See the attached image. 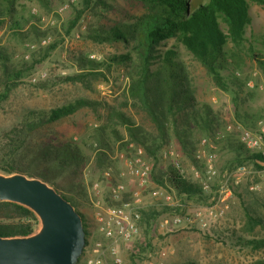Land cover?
I'll list each match as a JSON object with an SVG mask.
<instances>
[{"label": "trees", "instance_id": "1", "mask_svg": "<svg viewBox=\"0 0 264 264\" xmlns=\"http://www.w3.org/2000/svg\"><path fill=\"white\" fill-rule=\"evenodd\" d=\"M30 1L37 3L40 9L48 13L57 7L67 5L69 0ZM123 1L136 4V10L127 13L125 19H109L107 23L93 25L87 29L83 37L97 44L122 45L124 50L109 54L100 61L89 60L84 56L74 57L73 61L79 67L78 72L59 76L53 84L75 81L84 75L99 74L101 73L99 69H109L112 66L127 69L126 73L131 80L130 95L154 124L157 136L153 143L149 144V139L143 134L140 126L135 125L123 112L112 109L111 112L116 111V116L129 137V140L121 143L122 148H127L126 157L133 152L132 148H128L129 143L142 147L144 155L146 151L154 155L172 135L184 156L201 174L204 165L202 160L196 158L195 152L204 136H209L222 149L234 153L235 166L242 165L245 160H264L259 154L252 153L244 147L238 138L239 131L229 133L221 127L208 102L196 99L189 69L181 57L183 53H187L220 89L230 93L236 116L242 126L248 129L255 128L262 116L255 121L252 113L246 112L245 115H241L238 112V102L241 101L239 94L244 92L248 83V76L240 75V72L244 70L248 59L264 75V35L257 36L260 39V47L253 44L254 34L247 35L252 18L251 7L253 4L264 7V0H205L194 5L189 0ZM78 2L79 5L73 9V16L65 28L66 33L74 28L85 12L99 16L101 14L95 10L98 6L114 9V5L106 0ZM17 6L22 7L18 0H0V27L8 20L14 36L26 40L25 43L33 42L34 40H29L25 32L18 30ZM36 11L30 12L29 27L39 40L49 33L37 25L41 14ZM49 43L48 50L53 49L55 44ZM38 49L39 47L34 51ZM38 61H23L20 66L13 65L6 51L0 49V104L8 98L17 81ZM88 105H90L88 100L77 98L48 111H30L23 114V119L19 123L0 133V172L6 174L20 172L27 176L41 177L69 200L81 215L85 244L76 264H84L86 261L84 256L88 235L93 232L90 227H94L96 231V222L94 220L92 223L89 222L88 216L80 210L87 208L86 204L89 203L83 179L80 178L87 157L75 141L66 139L45 142L39 136L47 124ZM113 134L116 138L121 137L117 131H113ZM106 147L109 150L108 146ZM95 160L97 167L102 170L109 165L115 166L111 182L117 178L124 180V176H120L123 168L107 161V150L96 148ZM153 167L151 165L150 177ZM230 168L231 166L227 169ZM71 175H75L78 181L71 182ZM154 176L159 185L181 196L183 200L204 203L212 193L203 189L199 178L186 177L174 164L159 176ZM130 192L131 190H128L125 197H129ZM105 202L114 203L107 195ZM177 208L174 209L178 211ZM147 211L140 209L139 225L145 220V216L149 218L150 214ZM248 218L254 223L260 222L258 218L251 216ZM38 224V218L29 208L15 202L0 200L1 236H26L33 233ZM146 226L149 227L148 219ZM214 235L218 240L230 242L238 249L264 247V238L247 237L236 231L230 233L228 229L217 230ZM136 254L139 253H131L133 256ZM252 264H264V258H257Z\"/></svg>", "mask_w": 264, "mask_h": 264}, {"label": "rangeland", "instance_id": "2", "mask_svg": "<svg viewBox=\"0 0 264 264\" xmlns=\"http://www.w3.org/2000/svg\"><path fill=\"white\" fill-rule=\"evenodd\" d=\"M106 1L113 4L114 9L98 6L95 10L101 14L99 16L92 15L90 12L83 13L74 28L66 33L65 28L73 16V9L79 5L78 0H69L60 13L56 12L59 7L53 12L46 13L33 1L18 0L19 5L22 4V7L17 6L18 30L25 32L29 40L35 41L30 43L37 44L39 40L30 30L29 17L33 9L38 10L41 15L37 25L41 30L49 33L47 35H50V43L55 44V47L50 50L47 45L39 46L38 44L33 50H27L26 40H21L12 34L8 20H5L0 27V49L6 51L13 65L20 66L23 61L39 60L17 81V85L10 91L8 98L1 102L0 133L19 123L23 119V114L30 111H48L77 98L90 102V105L81 107L74 113L47 124L39 138L45 142L69 139L77 142L85 152L87 162L81 171L80 178L83 179L89 203L86 204L87 208L80 210L88 216L91 223L94 220V208L89 198L91 184L94 180H101L102 194L99 198L105 201L107 186L111 183L101 177L103 170L97 167L96 148L101 147L107 150V161L119 168H124L122 166L127 152V148H122L121 143L129 140L128 134L125 127L120 124L116 111L111 112V110L123 112L135 125L140 126L143 134L149 139V144L153 143L157 136L154 124L130 95L131 80L124 67L112 66L109 69H99L101 72L99 74L84 75L75 81L53 84L59 76L78 72L79 67L74 63V57L84 56L89 60H94L90 59L89 55L96 54L99 56L96 61H100L109 54L124 50L122 45L97 44L83 37L87 29L93 25L107 23L109 19H125L127 13H133L137 8L132 2ZM204 1L189 0L192 5ZM251 17L247 35L254 34L253 44L260 47V39L257 36L264 35V7L253 4ZM38 47L40 50L34 51ZM181 57L189 69V77L196 99L210 104L222 128L229 133L238 131L241 133L245 128L236 116L232 95L220 89L206 71L187 53H183ZM42 72L46 73L44 77H41ZM240 75L248 76V83L244 92L239 94L241 101L238 102V112L241 115H245L246 112L252 113L256 121L264 115V75L248 59ZM32 77L36 80L33 81ZM113 131H117L121 137L116 138ZM128 146L131 148V143ZM169 151H172V154ZM145 157L152 167L154 164L149 186L142 192V208L148 210L150 215L149 218L145 216L142 224H138V235L134 239L120 244L121 264H252L257 258H264V247L238 249L230 242L218 240L214 235L217 230L228 229L230 233L236 231L247 237L264 238V165L254 160H245L242 165H245L247 173L238 183H234L232 179L228 182L231 193L224 203L225 206L215 204L218 198V180L225 170H229L227 169L229 166H231L230 169L236 167V162L233 160L234 153L217 145L214 162L219 178H216L212 184L209 199L204 203H196L183 200L181 196L174 193L175 199L181 200L185 206L180 210L151 195L153 189L163 187L153 178V175L159 176L172 164L186 177H194L193 165L184 156L178 142L170 135L167 143L154 155L146 151ZM110 166L114 170L115 166ZM35 176L37 177V175L33 177ZM74 176L71 175L73 183L78 181ZM124 181L128 190L133 191L137 187L135 178L129 174L124 175ZM210 205L215 206L216 217L210 218L207 214L206 208ZM197 207L201 209L206 220L205 226L193 220ZM185 214L189 220H192L191 222L183 221L176 226L169 223L173 216ZM250 216L258 218L260 222L254 223L248 218ZM147 219L149 227L146 226ZM162 222H166L165 227L160 226ZM90 230L93 232L88 235L84 258L92 254L90 247L95 240L100 238L94 227H90ZM145 236L146 239H144ZM131 253L139 254L133 256ZM104 264L113 263L107 259Z\"/></svg>", "mask_w": 264, "mask_h": 264}, {"label": "built area", "instance_id": "3", "mask_svg": "<svg viewBox=\"0 0 264 264\" xmlns=\"http://www.w3.org/2000/svg\"><path fill=\"white\" fill-rule=\"evenodd\" d=\"M63 9L64 6H61L56 12L60 13ZM35 11L33 9L32 12L34 13ZM50 40V35H45L39 39L37 44L45 46ZM37 44L27 43L25 46L27 50H33L37 47ZM89 57L94 60L99 59V56L96 54H90ZM45 75V72L41 73V77ZM32 80L35 81L36 78L32 77ZM238 138L246 149L264 158V115L257 121L255 128L243 129ZM131 148L133 152L130 156L124 157V168L120 172V176L129 174L136 180L137 187L130 192L129 197H125L128 188L124 180L117 178L114 179V182L110 181L113 177V168L110 165L103 170L101 177L111 182L107 186L106 192L109 200L114 203H106L103 199L99 198L100 194H102L101 180H94L91 184L89 198L94 208V221L96 222V231L100 238L92 243L90 247L92 254L86 258L84 264H104L107 259L113 264H121L120 244L128 243L138 235V222L140 220V209L142 208L143 199L142 192L149 186L151 165L145 158L142 147L132 146L131 144ZM216 150L217 144L209 136H204L201 138L200 146L195 152L196 158L203 162L204 171L201 174L199 170L193 167V175L195 178L200 179L203 189L207 191L211 190L214 180L219 178L214 162ZM169 153L172 154V151H169ZM256 162L264 165V160H257ZM246 173L245 165L225 170L217 183L218 198L215 204L225 206L224 203L231 193L228 182L232 179L234 183H238ZM151 195L155 199H161L166 204L179 207L180 210L185 207L181 200L175 199L176 195L174 192L168 191L166 188L157 187L151 191ZM214 207V205H210L206 208V212L210 218L217 215ZM185 215H175L169 223L176 226L183 221L191 222L192 220H189V217ZM193 216L194 221L200 222V225L205 226L206 220L199 207L195 209ZM165 225L166 222L160 223L161 227H165Z\"/></svg>", "mask_w": 264, "mask_h": 264}, {"label": "water", "instance_id": "4", "mask_svg": "<svg viewBox=\"0 0 264 264\" xmlns=\"http://www.w3.org/2000/svg\"><path fill=\"white\" fill-rule=\"evenodd\" d=\"M0 200L29 208L39 220L29 235H0V264L77 263L85 244L81 215L46 180L0 172Z\"/></svg>", "mask_w": 264, "mask_h": 264}]
</instances>
